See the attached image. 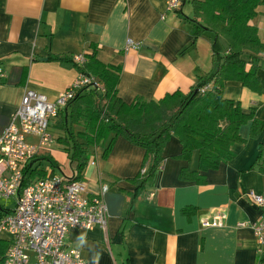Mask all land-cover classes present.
Returning a JSON list of instances; mask_svg holds the SVG:
<instances>
[{
	"label": "crops",
	"instance_id": "1",
	"mask_svg": "<svg viewBox=\"0 0 264 264\" xmlns=\"http://www.w3.org/2000/svg\"><path fill=\"white\" fill-rule=\"evenodd\" d=\"M249 23L264 42V4ZM201 25L191 0H183L178 10H168L165 0H0V132L26 88L55 100L71 85L78 75L72 56L79 52L120 69L117 95L127 104L188 92L217 65L213 34ZM128 39L137 47L126 49ZM218 43L223 52L226 43L221 38ZM255 62L258 91L235 80L222 88L224 98L259 122L241 123L228 161L202 170L198 152L182 156L181 142L171 135L156 176L138 185L143 147L121 134L107 152V142L91 146L81 179L89 194L108 185L107 227L71 228L65 246L79 250L89 264H264V246L249 227L264 213L245 194L264 192V61ZM62 108L71 112L70 105ZM49 130L53 141L39 149L32 167L71 177L76 171L61 141L67 133L60 116L51 119ZM26 141L36 144L38 138L27 135ZM0 200V216L15 206L14 197ZM216 216L221 226L205 224ZM7 246L3 235L0 264ZM28 264H36L33 254Z\"/></svg>",
	"mask_w": 264,
	"mask_h": 264
},
{
	"label": "trees",
	"instance_id": "2",
	"mask_svg": "<svg viewBox=\"0 0 264 264\" xmlns=\"http://www.w3.org/2000/svg\"><path fill=\"white\" fill-rule=\"evenodd\" d=\"M191 2L201 27L213 34L212 55L217 65L214 71L200 76L188 92L176 90L158 101L138 98L127 104L117 95L118 67L103 64L87 53L83 64L74 63L78 72L95 78L100 86L77 89L64 106L70 105L71 112H63V108L57 112L67 133L61 141L69 152V165L76 171L72 178L81 179L91 146L107 142L104 149L107 152L118 134L145 149L146 172L139 173L136 179L140 185L159 171L163 145L169 136L174 135L181 142L182 156L187 158L196 150L199 168L206 170L232 157L231 145L240 140L241 123L252 119L253 126L258 125L252 113H244L238 104L223 97L222 88L228 80L239 81L253 91L260 88L255 61H262L261 54L257 57L256 53L264 52V42L249 21L264 0ZM220 38L226 43L223 52L219 51ZM244 52H250L249 60L242 58ZM248 62L251 64L246 68ZM207 83L209 88L200 93V86ZM72 123L82 129L74 131ZM35 156L25 164L23 184L35 180L37 175L45 176L32 167Z\"/></svg>",
	"mask_w": 264,
	"mask_h": 264
},
{
	"label": "built area",
	"instance_id": "3",
	"mask_svg": "<svg viewBox=\"0 0 264 264\" xmlns=\"http://www.w3.org/2000/svg\"><path fill=\"white\" fill-rule=\"evenodd\" d=\"M165 1L168 10H178L183 0ZM137 45L128 39L125 48ZM72 59L81 65L85 54L75 53ZM261 59L264 61V52ZM0 76H3L1 69ZM86 85L100 86L95 78L78 72L71 85L59 92L55 100L26 88L9 123L0 132V198H15L14 208L0 216V237L8 238L1 264H28L31 254L36 264H89L79 250L65 246L66 234L71 228L98 226L106 230L108 211L103 195L108 185H101L98 193L89 194L83 179L56 173L23 184L25 164L41 147L53 141L49 130L51 119L77 89ZM209 85H201L199 92L204 93ZM27 135L37 136L38 142H27ZM145 172L146 166H143L140 174ZM245 194L248 201L264 213V192L249 190ZM205 224L222 225L219 216ZM249 227L258 245L264 246V214L249 223Z\"/></svg>",
	"mask_w": 264,
	"mask_h": 264
},
{
	"label": "rangeland",
	"instance_id": "4",
	"mask_svg": "<svg viewBox=\"0 0 264 264\" xmlns=\"http://www.w3.org/2000/svg\"><path fill=\"white\" fill-rule=\"evenodd\" d=\"M57 154V153H56ZM68 177H70V176H68ZM2 200H0V202H1ZM11 204V202L9 201V205Z\"/></svg>",
	"mask_w": 264,
	"mask_h": 264
}]
</instances>
